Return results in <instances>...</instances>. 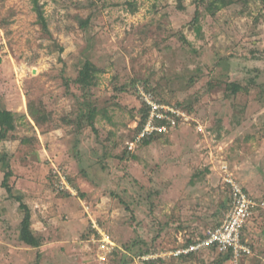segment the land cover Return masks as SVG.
<instances>
[{
  "label": "rangeland",
  "instance_id": "obj_1",
  "mask_svg": "<svg viewBox=\"0 0 264 264\" xmlns=\"http://www.w3.org/2000/svg\"><path fill=\"white\" fill-rule=\"evenodd\" d=\"M203 9L201 0H0V264L160 257L223 219L228 177L262 203L245 229L251 254L150 261L264 264V2ZM141 91L184 116L138 146ZM87 104L92 124L81 119ZM3 111L14 130H2ZM55 169L72 192L57 189ZM16 197L38 248L18 238Z\"/></svg>",
  "mask_w": 264,
  "mask_h": 264
},
{
  "label": "built area",
  "instance_id": "obj_2",
  "mask_svg": "<svg viewBox=\"0 0 264 264\" xmlns=\"http://www.w3.org/2000/svg\"><path fill=\"white\" fill-rule=\"evenodd\" d=\"M141 99L149 107V113L142 130L137 135L131 144H137L145 135H150L154 132L159 134L167 133L169 130L176 128L182 117L183 111L175 105L170 107L160 103L155 99L151 92L141 91ZM163 121V122H162ZM53 174L59 176L57 187L59 191L72 192L69 182L62 171L55 169ZM225 185L229 191L228 209L224 214L223 219L214 227L208 229L195 241L177 246L166 253L155 257L152 253L138 255L141 264L153 258L172 257L179 258L188 256L191 253H197L205 249H215L218 253H230L232 258L246 256L251 254L252 250L247 240L244 239V228L254 212L262 206V203L252 198V196L234 179L231 177L225 178ZM94 228H97L95 224ZM98 229V228H97Z\"/></svg>",
  "mask_w": 264,
  "mask_h": 264
},
{
  "label": "trees",
  "instance_id": "obj_3",
  "mask_svg": "<svg viewBox=\"0 0 264 264\" xmlns=\"http://www.w3.org/2000/svg\"><path fill=\"white\" fill-rule=\"evenodd\" d=\"M232 0H208V1H204L201 0V4L204 6V11L210 15H214L215 12L223 7L229 6L231 4ZM264 2V0H262ZM35 10L37 11L38 14V20L40 23H42L43 27L46 29V21L43 15L42 10L40 9V7L38 6L37 3H35ZM199 16H200V11L198 9H196L195 11V16L193 18V21H198L199 20ZM80 26L82 28H85L86 26V22L85 21H81L80 22ZM199 26L197 27V31H199ZM146 87L148 88V86L146 85ZM241 85H239L238 83H230L228 85V89L231 90V93L235 94L237 93L240 89H241ZM152 90V89H151ZM160 101V100H159ZM88 105V111L87 113H84L86 115H81V119L83 117L87 118L88 123L92 124L93 123V119L95 118V115L97 113V108L95 105ZM140 119L139 122L137 123L136 128L134 129L135 133H134V139H136L137 135L140 133V131L142 130L144 124L146 123L147 117H148V113H149V107L143 103V105L140 107ZM2 130L3 131H7V130H14L15 126H14V115L12 112L10 111H3L2 112ZM163 122V121H162ZM2 136V135H1ZM161 136V134L154 132L150 135H145L142 138H140L139 141H137V145H148L150 144L156 137ZM11 175L10 171H7L5 173L4 179H3V183L2 186L8 191L10 192L9 186L7 184V179L9 178V176ZM65 175V173H64ZM68 181V177L67 175H65ZM54 180L56 181V187H57V183L59 180V176H57L56 174H53ZM69 182V181H68ZM58 189V187H57ZM17 201L20 203L19 207L24 211V216L22 218V221L20 223V227H19V233H18V238L19 240L30 246L33 248H38L41 246V240L39 239V237H37L33 231L31 230V213L30 210L28 208V206L22 202V199L20 197H16ZM228 207V205H227ZM219 223V222H218ZM218 223H216L214 226H216ZM201 235L197 236L200 237ZM197 237L195 238H188L185 242H183L182 244H180L179 246H183V245H187L193 241H195V239H197ZM215 250V249H213ZM149 249H145V250H141L139 252H137L138 255H142V254H147ZM201 252V251H200ZM199 254V252L197 253H191L188 256H181L178 259H187V258H191L192 256ZM221 255H224V257L226 259L231 258L232 256L230 253H219ZM160 260V259H159ZM154 261H146L145 264H152Z\"/></svg>",
  "mask_w": 264,
  "mask_h": 264
},
{
  "label": "crops",
  "instance_id": "obj_4",
  "mask_svg": "<svg viewBox=\"0 0 264 264\" xmlns=\"http://www.w3.org/2000/svg\"><path fill=\"white\" fill-rule=\"evenodd\" d=\"M254 213H255V212H254ZM252 217H253V216H252ZM252 217H251V218H252ZM251 218H250V219H251ZM249 221H250V220H249ZM249 221L247 222V224L249 223ZM247 224H246V226H245V228H244V235H245V229L247 228ZM244 237H245V236H244ZM250 247H251V246H250ZM251 249H252V248H251Z\"/></svg>",
  "mask_w": 264,
  "mask_h": 264
}]
</instances>
